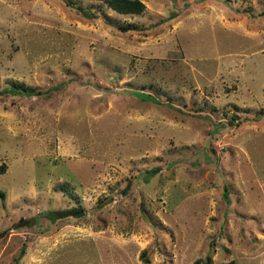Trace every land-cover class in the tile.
Listing matches in <instances>:
<instances>
[{
	"label": "rangeland",
	"instance_id": "1",
	"mask_svg": "<svg viewBox=\"0 0 264 264\" xmlns=\"http://www.w3.org/2000/svg\"><path fill=\"white\" fill-rule=\"evenodd\" d=\"M140 1L0 0V264H264V0Z\"/></svg>",
	"mask_w": 264,
	"mask_h": 264
},
{
	"label": "trees",
	"instance_id": "2",
	"mask_svg": "<svg viewBox=\"0 0 264 264\" xmlns=\"http://www.w3.org/2000/svg\"><path fill=\"white\" fill-rule=\"evenodd\" d=\"M105 3L112 7L113 9L119 11V12H138L143 8V3L140 0H104ZM80 12L86 16V17H94L96 14L87 8H81ZM120 29L125 30L128 29L130 26L128 24H120L118 26ZM12 92H22L26 94H38L41 91L34 87L25 86L22 83L17 82L13 86L8 88ZM137 94V92H135ZM139 96L144 99H150L154 101V97L150 94H145L142 92H138ZM148 175L153 173V170L147 171ZM223 195L226 196V188L223 186ZM82 213L81 206H74L69 208H63V209H46L42 210L39 215H43L46 218L53 220L57 217H61L66 214H74V215H80ZM35 216H20L12 222L11 227H21V226H28L31 225L34 222ZM24 253V247L21 246L17 255L15 256V262L20 258V256ZM208 256H205V262L202 261L200 264H207ZM224 264H233L232 260L226 261Z\"/></svg>",
	"mask_w": 264,
	"mask_h": 264
}]
</instances>
